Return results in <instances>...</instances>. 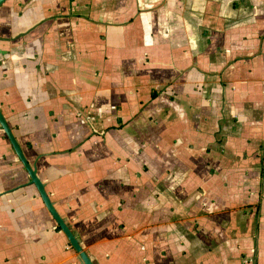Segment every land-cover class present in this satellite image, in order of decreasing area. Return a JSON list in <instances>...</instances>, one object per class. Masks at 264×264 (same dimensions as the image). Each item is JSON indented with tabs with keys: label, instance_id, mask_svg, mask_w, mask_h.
I'll list each match as a JSON object with an SVG mask.
<instances>
[{
	"label": "crops",
	"instance_id": "1",
	"mask_svg": "<svg viewBox=\"0 0 264 264\" xmlns=\"http://www.w3.org/2000/svg\"><path fill=\"white\" fill-rule=\"evenodd\" d=\"M0 110L92 264H264V0H7ZM0 264H82L1 128Z\"/></svg>",
	"mask_w": 264,
	"mask_h": 264
},
{
	"label": "water",
	"instance_id": "2",
	"mask_svg": "<svg viewBox=\"0 0 264 264\" xmlns=\"http://www.w3.org/2000/svg\"><path fill=\"white\" fill-rule=\"evenodd\" d=\"M6 1L7 0H0V7ZM0 128L4 132V134L6 135L7 139L9 140V142L12 146V149H13L14 153L16 154L17 158L19 159V161L23 165L24 169L28 173L31 184H33L36 187L43 203L45 204V206L47 208V210L49 211V213L51 214V216L53 217V219L55 220V222L59 226L60 230L63 232V234L67 238L70 246L78 253V256H79L81 263L82 264H92L91 260L87 256V254L82 250L79 240L70 231L69 227L65 224L63 219L59 216V214L55 210L51 200L49 199V196L47 195V192L45 190L43 183L37 177L36 171L27 162V160H26L25 156L23 155V152H22L17 140L15 139L10 127L8 126L1 110H0Z\"/></svg>",
	"mask_w": 264,
	"mask_h": 264
}]
</instances>
